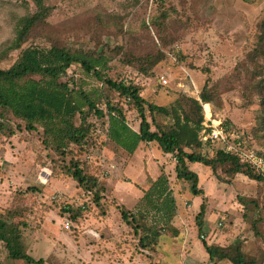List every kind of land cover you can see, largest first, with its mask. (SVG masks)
I'll use <instances>...</instances> for the list:
<instances>
[{
  "label": "rangeland",
  "instance_id": "374dc122",
  "mask_svg": "<svg viewBox=\"0 0 264 264\" xmlns=\"http://www.w3.org/2000/svg\"><path fill=\"white\" fill-rule=\"evenodd\" d=\"M162 11L167 13L165 20L159 18ZM31 18L37 22L25 33ZM263 21L264 0H0V67L12 65L30 45L91 55L103 50L111 57L112 76L138 83L146 100L167 106H177L179 101L186 108L194 104L185 98L200 102V92L210 79L213 99H201L206 115L201 102L202 109H196L197 118L203 116L202 146L192 142L191 147L206 155L223 148L219 141L201 138L207 127L205 116L212 112L230 141L238 138L244 141V150L264 158L260 90L254 87L264 76V59L254 54ZM158 54L162 57L153 64ZM123 57L135 64H124ZM132 57H141L140 63ZM141 66L148 71H141ZM72 78L88 91L99 86L119 100L77 64L64 77ZM98 106L105 108L103 100ZM90 120L96 143L81 157L87 171L100 178L99 205L92 201V193L79 189L62 172L61 166L69 164L71 157L64 159L46 147L42 128L33 132L22 128L14 137L0 136V214L8 221L26 223L21 225L23 242L35 260L43 259L41 264H214L203 246L205 239L210 245L241 242L264 264V182L243 173L231 175L223 166L214 175L208 166L193 163L205 193L196 196L189 181L177 179L171 154L145 144L128 155L108 139L106 118L98 120L92 114ZM128 121L138 129L137 112H129ZM162 171L169 176L176 215L167 235H162L161 250L154 254L140 247L116 203L133 209L143 187ZM252 199L255 202H249ZM203 201L206 215L200 232L196 215ZM70 205L74 213L81 208L84 215L73 219L64 209ZM66 221L70 228L65 227ZM0 264L26 262L9 257L0 242Z\"/></svg>",
  "mask_w": 264,
  "mask_h": 264
},
{
  "label": "trees",
  "instance_id": "16d2710c",
  "mask_svg": "<svg viewBox=\"0 0 264 264\" xmlns=\"http://www.w3.org/2000/svg\"><path fill=\"white\" fill-rule=\"evenodd\" d=\"M161 14L159 18L165 20L167 13L162 11ZM35 21V18L28 20L25 33H29L35 26ZM261 25L260 45L259 49L254 50V54L257 52L258 57L264 59V21ZM161 57L158 54L153 58V64ZM140 58L132 57L136 64L140 63ZM124 59L123 57L126 65L135 64L130 58ZM110 61L111 57L104 54L103 50L97 55H91L85 51H71L59 46L30 45L24 48L12 65L7 68L0 67V136L14 137L16 130L22 128L29 132L42 128V142L45 146L64 159L71 157L67 161L69 164L61 166L62 172L71 177L79 189L92 193V201L97 205L102 199L100 178L98 174L87 171L86 161L81 157L96 143L94 122L90 120L92 114L98 120L106 118L108 139L128 155H133L145 144L155 146L163 154H171L175 160L177 179L189 181L190 190L196 196L205 193L199 186V174L191 168L193 163L208 166L214 175L223 166L231 175L243 173L251 179L264 182V171L257 170L233 153L220 149L213 155H206L191 147L192 142L202 146L199 133L203 127V116L197 118L196 109H202L197 99L185 98L189 104H194L195 108L193 105L186 108L179 101L177 106L150 102L143 96V87L138 83L120 77L121 75L112 76ZM144 62L146 61L143 60ZM73 64L79 65L83 73L99 80L109 91H113L119 100L114 101L112 94L104 93L99 86L88 91L83 86L77 83L76 85L73 78L65 80L64 77ZM140 69L143 72L148 71L146 66H141ZM209 82L210 79L200 92L204 102H211L213 99L208 90ZM254 87L260 90V125L264 127V76L259 78ZM102 100L105 108L98 106ZM132 111L138 114V129L129 124L128 114ZM15 119L18 122H15ZM169 120L171 122H168ZM11 139L13 138L9 140ZM243 203L249 208L245 200ZM175 204L169 176L162 171L147 187H143V195L133 209L120 202L116 203V207L124 222L133 228L134 235L138 236L140 247L157 254L162 235L167 233V228L173 226ZM64 209L72 213L73 219L84 215L81 208L78 213H74L75 209L71 205ZM4 215L0 214V242L4 243L9 257L23 260L26 264H41L43 259L35 260L27 252L23 242L21 225L26 226V223L8 221ZM205 215L206 203L203 201L196 215L200 232L205 224ZM261 218L258 217L256 222ZM202 243L214 264L225 260L232 264H261L258 256L248 252L241 242L210 245L204 239Z\"/></svg>",
  "mask_w": 264,
  "mask_h": 264
},
{
  "label": "built area",
  "instance_id": "2783aa9c",
  "mask_svg": "<svg viewBox=\"0 0 264 264\" xmlns=\"http://www.w3.org/2000/svg\"><path fill=\"white\" fill-rule=\"evenodd\" d=\"M163 82L167 83V79L163 78ZM201 102V99L198 98ZM202 106L204 108V113L206 115V110L204 107V103H202ZM206 118V124L207 127L202 130L201 138L204 141L212 140V141H219L222 144V149H224L226 152L233 153L237 155L242 161L248 162L251 165H253L257 170L262 171L264 170V158L256 154L254 150H244V141L240 139H235L234 141H230L228 135L226 134L225 128L221 126L220 122H217L214 118H212V112L209 116H205ZM210 123V124H209ZM221 224V223H220ZM65 227L70 228L69 221L65 222ZM205 235L202 234L201 237L203 238Z\"/></svg>",
  "mask_w": 264,
  "mask_h": 264
},
{
  "label": "crops",
  "instance_id": "0c3cea01",
  "mask_svg": "<svg viewBox=\"0 0 264 264\" xmlns=\"http://www.w3.org/2000/svg\"><path fill=\"white\" fill-rule=\"evenodd\" d=\"M48 177H50V176L48 175ZM141 196H142V195H141ZM141 196H140V197H141ZM160 243H161V242H160ZM160 250H161V247H160ZM208 257H209V256H208ZM211 262H212V261H211Z\"/></svg>",
  "mask_w": 264,
  "mask_h": 264
}]
</instances>
